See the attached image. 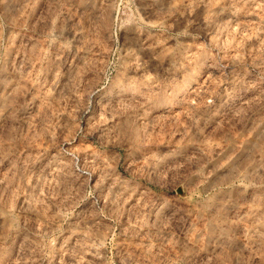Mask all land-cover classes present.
<instances>
[{
	"label": "clouds",
	"instance_id": "obj_1",
	"mask_svg": "<svg viewBox=\"0 0 264 264\" xmlns=\"http://www.w3.org/2000/svg\"><path fill=\"white\" fill-rule=\"evenodd\" d=\"M0 264H264V0H0Z\"/></svg>",
	"mask_w": 264,
	"mask_h": 264
}]
</instances>
